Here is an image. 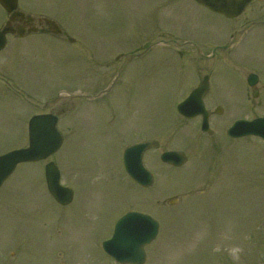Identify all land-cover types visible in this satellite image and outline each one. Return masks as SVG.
Returning <instances> with one entry per match:
<instances>
[{
  "label": "rangeland",
  "instance_id": "1",
  "mask_svg": "<svg viewBox=\"0 0 264 264\" xmlns=\"http://www.w3.org/2000/svg\"><path fill=\"white\" fill-rule=\"evenodd\" d=\"M21 3L29 13L57 21L63 35L9 37L0 53V155L27 147L28 121L38 113L16 91L37 104L59 89L96 95L115 78L119 55L161 40L200 34L218 40L230 33L229 20L194 0ZM261 13L264 4L255 2L245 19L264 20ZM5 19L0 8V28ZM253 29L210 60L186 47L190 52L182 59L173 43L153 47L129 64L105 98H67L52 107L61 118L64 146L47 161L19 166L0 189V264H117L101 244L128 210L160 222L157 239L146 247V264H264V141L226 136L235 121L264 116V24ZM255 72L262 83L253 100L246 78ZM207 74V105L224 108L211 120L214 136L203 135L200 120L185 121L175 109ZM147 139L161 144L144 156L155 176L148 191L122 164L125 147ZM165 150L186 152L188 163L177 170L162 164ZM50 161L60 168L61 183L75 191L70 206L56 205L48 193Z\"/></svg>",
  "mask_w": 264,
  "mask_h": 264
},
{
  "label": "water",
  "instance_id": "2",
  "mask_svg": "<svg viewBox=\"0 0 264 264\" xmlns=\"http://www.w3.org/2000/svg\"><path fill=\"white\" fill-rule=\"evenodd\" d=\"M252 1L206 0L204 4L216 13L235 18L241 15ZM0 3L8 12H12L17 8L18 0H0ZM19 15L21 14H15V16ZM5 32L0 34V49L5 45L2 39ZM131 58H127L125 64ZM206 91L207 84L192 93L188 100L178 106L179 113L187 118L203 115V130L208 128V113L203 104ZM55 123L56 120L51 117H35L31 120L30 147L0 157V187L18 164L46 159L59 150L62 142L55 130ZM228 135L231 138L257 136L264 140V118L253 122L239 121L228 131ZM158 147L157 142L150 141L130 147L125 151L124 165L127 173L144 187H150L153 184V177L143 167V154L151 148ZM161 159L164 163L174 166H181L186 162V157L177 152L165 153ZM46 179L49 191L57 201L63 205L72 201L73 192L60 186V172L54 163L47 165ZM158 230V223L151 217L138 213L128 214L117 223L114 237L104 244V249L108 255L121 264H144L146 255L143 248L155 240Z\"/></svg>",
  "mask_w": 264,
  "mask_h": 264
},
{
  "label": "flooded vegetation",
  "instance_id": "3",
  "mask_svg": "<svg viewBox=\"0 0 264 264\" xmlns=\"http://www.w3.org/2000/svg\"><path fill=\"white\" fill-rule=\"evenodd\" d=\"M258 3H260V2H258ZM254 4H255V2H254ZM261 4H264V3H261ZM199 7H202V6H199ZM202 8H204V7H202ZM204 9H206V8H204ZM24 13L26 14V16L23 19H17V20H14L13 22H11L10 26L16 30V33L12 36L19 38V39L32 37V36H40V37L50 39V38L61 37V35H63V30H62L61 35H56L54 33V30L50 28V25L57 26V24H58V22L55 21L54 19L48 18L46 16H42V15H33L32 16V15H29V12L26 13V11ZM246 13H247V11L244 12L242 15H240L237 18L227 19L230 22V24L228 26L230 33L225 34V35H228V37H229V41H227V42L225 40V35H223V37L219 36L218 38H220V39H218V40H216V39L214 40L208 34H206V35H203V34L188 35L189 36L188 39H186V37H188V36H186L184 40L180 39V40L173 41L171 39H168L166 41L169 43H173L174 46H176V48L178 49L177 53H178V55H180V57L182 59H185L187 53L190 52V51L188 52L187 50H185L184 49L185 47L190 48L192 50V52L195 53L196 57L202 58L203 60L213 59L216 57V55L218 53L230 52L232 49H234V47L237 45V43H239L244 38H247V36L251 32L254 31L253 28H255L256 26H258L260 24H264V20L262 19L263 17H260L261 20L256 21V22H250L248 18L245 19ZM261 14L264 15V13H261ZM242 19H244V20L241 21ZM53 22L54 23L56 22V24H52ZM5 23L6 24L9 23L8 19ZM230 27L232 29H230ZM19 30H23V35L19 36V34H18ZM237 34H239L240 36L235 41ZM165 36H166V34H165ZM176 43H178V45H176ZM211 46H213L212 49H211ZM226 46L227 47L229 46V47L225 50H222V47H226ZM210 49H211L210 54H206V52H208ZM214 52H215V54H214ZM257 75L259 77V84H260L261 76L258 73H257ZM208 96H209V94L206 96L205 99H207Z\"/></svg>",
  "mask_w": 264,
  "mask_h": 264
},
{
  "label": "bare ground",
  "instance_id": "4",
  "mask_svg": "<svg viewBox=\"0 0 264 264\" xmlns=\"http://www.w3.org/2000/svg\"><path fill=\"white\" fill-rule=\"evenodd\" d=\"M11 178V177H10Z\"/></svg>",
  "mask_w": 264,
  "mask_h": 264
}]
</instances>
